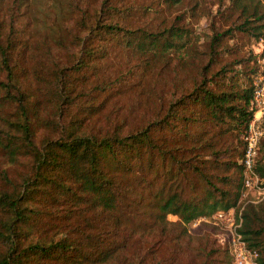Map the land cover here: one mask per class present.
<instances>
[{"label":"trees","instance_id":"trees-1","mask_svg":"<svg viewBox=\"0 0 264 264\" xmlns=\"http://www.w3.org/2000/svg\"><path fill=\"white\" fill-rule=\"evenodd\" d=\"M226 1L240 21L212 30L208 62L198 67L193 87L176 94L161 118L130 130L122 123L110 129L91 124L99 87L83 89L78 76L94 73L109 41L141 53L182 50L189 45L188 30L174 24L158 31L125 27L120 18L127 8L104 0L84 32L73 36L78 50L69 64L44 80L36 69L19 67L20 32L0 21V264H122L127 257L118 248L125 246L115 239L137 230V218L149 220V230L178 229L177 239L192 236L191 227L195 234L208 229L216 238L208 256L218 253L224 264H233L210 218L241 205L238 231L264 264V199L238 204L262 53L246 59L254 60L249 70L234 68L244 59L218 67L234 29L255 42L264 36V2ZM23 44L21 58L33 57L29 42ZM214 129L237 134L226 160L212 148L214 135L206 136ZM253 170L264 185V135ZM199 218L206 220L193 226Z\"/></svg>","mask_w":264,"mask_h":264},{"label":"rangeland","instance_id":"rangeland-1","mask_svg":"<svg viewBox=\"0 0 264 264\" xmlns=\"http://www.w3.org/2000/svg\"><path fill=\"white\" fill-rule=\"evenodd\" d=\"M109 1L127 8L126 15L120 18L125 27L158 31L174 24L188 30L190 37L185 49L155 53H141L122 41L107 42L106 56L99 59L94 73L78 76L76 80L85 90L98 84L99 89L92 99L95 114L90 120L95 127L110 129L122 123L130 130L161 118L176 94L193 87L198 67L207 64L206 49L212 30L232 29L240 21L239 13L226 7V0ZM103 4L104 0H0L2 28L11 25L20 32L19 67L27 72L36 69L44 80L52 78L58 67L69 64L75 56L78 47L72 42L73 36L84 32L83 24L93 20ZM225 39L230 51L219 57L218 67L238 59H244L245 63L235 64L234 68L249 70L255 66L252 58L246 59L260 52V40L255 42L236 29L232 38ZM25 41L29 42L33 57L27 54L28 58L23 59ZM26 82L28 84V78ZM210 134L214 135L212 148L222 151V160L234 154L236 132L219 133L214 129L206 136ZM203 158L211 159L207 155ZM243 193L250 199L256 195L250 190ZM169 219L176 220L173 216ZM138 220L140 218L135 220L137 230L122 232L115 239L125 246L118 248L123 250L121 257H127L122 264H137L140 259L144 264H203L205 260H209V264H224L218 253L208 256L212 240L216 241L212 231L205 229L195 234L191 227L192 236L177 239L178 229L164 234L149 230L146 227L149 220Z\"/></svg>","mask_w":264,"mask_h":264},{"label":"built area","instance_id":"built-area-1","mask_svg":"<svg viewBox=\"0 0 264 264\" xmlns=\"http://www.w3.org/2000/svg\"><path fill=\"white\" fill-rule=\"evenodd\" d=\"M262 53L258 57L260 65V73L256 79V87L254 89L252 106L255 108V113L248 123L244 140L246 141V149L243 159L244 176L243 186L245 190H250L256 193L253 198H249L247 193H243L238 204L243 199L248 202H258L264 199V185L260 184L258 176L253 170V160L258 147L259 139L264 135L262 125L264 124V36L260 39ZM235 207L227 210L216 211L210 218V222L218 227V232L215 233L220 243L226 244L232 254L233 264H259L257 262V252L250 250L238 231L241 225V210ZM205 218H199L194 224H197Z\"/></svg>","mask_w":264,"mask_h":264}]
</instances>
